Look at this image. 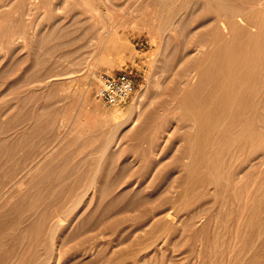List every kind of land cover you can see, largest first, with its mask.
Returning <instances> with one entry per match:
<instances>
[{
    "label": "rangeland",
    "instance_id": "1",
    "mask_svg": "<svg viewBox=\"0 0 264 264\" xmlns=\"http://www.w3.org/2000/svg\"><path fill=\"white\" fill-rule=\"evenodd\" d=\"M262 2L0 0V264H264Z\"/></svg>",
    "mask_w": 264,
    "mask_h": 264
},
{
    "label": "built area",
    "instance_id": "2",
    "mask_svg": "<svg viewBox=\"0 0 264 264\" xmlns=\"http://www.w3.org/2000/svg\"><path fill=\"white\" fill-rule=\"evenodd\" d=\"M135 91L134 78L126 69H122L117 73L101 75L96 96L108 106H119L127 102Z\"/></svg>",
    "mask_w": 264,
    "mask_h": 264
},
{
    "label": "bare ground",
    "instance_id": "3",
    "mask_svg": "<svg viewBox=\"0 0 264 264\" xmlns=\"http://www.w3.org/2000/svg\"><path fill=\"white\" fill-rule=\"evenodd\" d=\"M262 3H264V2H262ZM220 25H221V27H222V29L223 30H225L226 28H227V24L225 23V21L223 20V19H221V21H220ZM119 29L118 28H116L115 29V31H118ZM205 47V45H204V43H199V44H197L196 45V47L194 48L196 51H200V50H202L203 48ZM246 64H247V62H246V60H243V61H241L240 63H239V66H241V67H244V66H246ZM238 67V66H237ZM247 69H248V66H246V67H244L243 68V71L245 72V71H247ZM219 78H222V76H219ZM238 78H241L242 79V75L241 74H239V73H235L234 75H233V77L231 78V80H237ZM252 89H253V93H254V84H253V86H252ZM142 94H143V92L142 93H139L138 94V96H142ZM224 94V92L222 91V90H218V92H217V95H223ZM140 96V97H141ZM139 97V98H140ZM138 114H139V112H138ZM118 116V114H114L113 115V117H117ZM140 116V115H139ZM137 117V120L139 119L138 118V116H136ZM132 120H135L136 121V119L135 118H133Z\"/></svg>",
    "mask_w": 264,
    "mask_h": 264
}]
</instances>
